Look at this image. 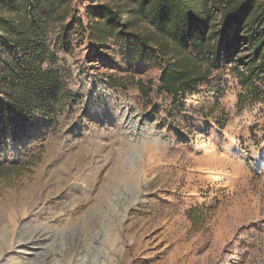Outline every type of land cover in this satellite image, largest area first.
<instances>
[{"label":"rangeland","instance_id":"obj_1","mask_svg":"<svg viewBox=\"0 0 264 264\" xmlns=\"http://www.w3.org/2000/svg\"><path fill=\"white\" fill-rule=\"evenodd\" d=\"M101 4L127 9L62 4L44 35L59 80L42 111L0 137V260L264 264V82L255 99L222 61L192 91L165 89L164 57L137 45L145 21L125 12L124 34L91 36L89 9ZM120 167L127 181L102 205Z\"/></svg>","mask_w":264,"mask_h":264},{"label":"trees","instance_id":"obj_2","mask_svg":"<svg viewBox=\"0 0 264 264\" xmlns=\"http://www.w3.org/2000/svg\"><path fill=\"white\" fill-rule=\"evenodd\" d=\"M69 1L0 0V116L4 121L0 137H11L42 111L44 96L58 82L60 73L52 67L57 56L47 48L44 35L50 24L59 21L62 4ZM124 3V10L108 4L90 8L91 36L106 43L124 34L125 12L145 21L150 30L136 35L137 45L147 51L153 42L164 57L159 80L165 89L192 91L224 61L234 65L240 82L255 93V99L261 97L255 84L264 82V0Z\"/></svg>","mask_w":264,"mask_h":264},{"label":"bare ground","instance_id":"obj_3","mask_svg":"<svg viewBox=\"0 0 264 264\" xmlns=\"http://www.w3.org/2000/svg\"><path fill=\"white\" fill-rule=\"evenodd\" d=\"M123 152H122V155L119 157V166L121 165V167H124V165H126V164H128V160H129V158H130V146L128 145V144H124V146H123V150H122ZM121 167L119 168V169H117L111 176H112V180H111V183L108 185V187L107 188H105V190H104V197H103V199H102V205H108V203H110L111 201H112V199H113V192L115 191V187H116V184L119 182L120 183V181H127V178H126V176L124 175V172H122V169H121ZM97 174V173H96ZM97 176V175H96ZM99 179V178H98ZM96 180V179H95ZM97 181V180H96ZM95 182V181H94ZM98 182V181H97ZM118 185V184H117ZM95 188H94V190H96V188H97V183H96V186H94ZM99 188V187H98ZM97 188V189H98ZM117 188V187H116ZM93 192H95V191H93ZM108 208V207H107ZM48 235V234H47ZM44 238H42V239H48V236H46V235H44L43 236ZM108 238H109V240L110 241H112V243L114 244L115 242H118L117 241V237H116V235L115 234H113V233H110L109 235H108ZM17 243L20 245V248H24V249H26V250H31V248H29L28 246L26 247H24V246H22V244L21 243H25L26 245H28L29 243H28V241L26 240V239H23L21 236L19 237V239L17 240ZM110 243V242H109ZM9 245H11L10 243H9ZM40 246V245H39ZM33 250V249H32ZM31 250V251H32ZM0 256H1V252H0ZM1 258V257H0ZM2 260V259H1ZM0 260V261H1ZM0 264H4V261L2 262H0ZM7 264V263H6Z\"/></svg>","mask_w":264,"mask_h":264}]
</instances>
